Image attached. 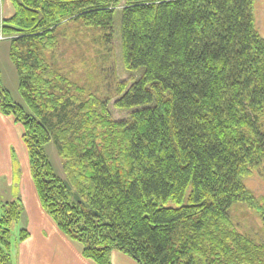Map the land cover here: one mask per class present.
<instances>
[{
	"label": "trees",
	"instance_id": "obj_1",
	"mask_svg": "<svg viewBox=\"0 0 264 264\" xmlns=\"http://www.w3.org/2000/svg\"><path fill=\"white\" fill-rule=\"evenodd\" d=\"M253 2L12 0L0 29L28 110L0 83V112L22 125L40 204L84 258L111 264L118 250L136 264H264V244L228 216L236 203L255 206L243 179L264 159V38ZM117 18L124 66L143 69L114 103L130 117L111 120L92 97L70 124L71 107L55 94L69 83L44 50L66 20L111 30ZM51 140L80 201L54 171ZM2 211L0 264H13L22 205ZM27 236L20 229L18 240Z\"/></svg>",
	"mask_w": 264,
	"mask_h": 264
},
{
	"label": "rangeland",
	"instance_id": "obj_2",
	"mask_svg": "<svg viewBox=\"0 0 264 264\" xmlns=\"http://www.w3.org/2000/svg\"><path fill=\"white\" fill-rule=\"evenodd\" d=\"M252 9L255 29L260 37L264 38V0H254ZM54 36V46L45 49L44 54L48 58L52 74L59 75L69 83L59 82L62 90H56L55 94L57 98L67 100L68 106L71 107L70 124H78L81 105L92 97H96L105 105L111 120L128 119L130 111L119 109L114 103L120 96L119 89L125 91L141 75L143 69L129 70L124 66L119 38V19H116L111 30L87 25L82 19L66 20L56 26ZM9 48V39L0 40V83L8 90L14 102L28 110L19 91L17 71L9 57ZM261 123L264 127V111L261 115ZM70 124L69 126H72ZM16 131L15 141L19 134L18 127ZM12 134L8 127L0 128V165H2L0 166L2 168L0 169V217L3 214L2 206L6 202L15 200L22 204V217L11 226L10 249L12 263L21 264L26 258H22L18 238L20 229L27 227L28 213L20 188H23L22 179H25L28 166L21 155L23 152L20 153L16 149L18 141L12 144L14 148L12 165L10 169L5 168L2 151L6 142L10 141L9 138H12ZM45 151L55 173L71 190L72 200L80 201L79 194L72 188L63 168V160L54 140L45 145ZM243 183L255 197V206L251 207L245 203L234 204L228 211L230 223L242 236L264 244V159L243 179Z\"/></svg>",
	"mask_w": 264,
	"mask_h": 264
},
{
	"label": "crops",
	"instance_id": "obj_3",
	"mask_svg": "<svg viewBox=\"0 0 264 264\" xmlns=\"http://www.w3.org/2000/svg\"><path fill=\"white\" fill-rule=\"evenodd\" d=\"M13 13L14 6L12 0H0V21L2 22L10 18ZM1 127H8V129L13 132L12 138H9L10 141L8 143L6 142L2 151L4 152L5 168L10 169L12 165V152H14L12 144L18 141L16 149L19 150L20 153L23 152L21 155L24 157L25 163L28 166L25 179H22L23 188H20L28 213L27 227H25L28 236L25 240L20 241L22 258L25 257L26 259H23L21 264H96L82 256L81 244L78 242L76 243L64 234L42 208L30 175L28 155L22 141V134L24 131L22 125L17 123L11 115H5L0 112V128ZM17 127L19 128V134L17 133L18 137L16 136L17 140L15 141V131ZM19 135L20 139H18ZM22 214L23 207L20 218ZM127 256L128 255L118 250H112L110 255L111 264H136L131 257L128 258Z\"/></svg>",
	"mask_w": 264,
	"mask_h": 264
},
{
	"label": "built area",
	"instance_id": "obj_4",
	"mask_svg": "<svg viewBox=\"0 0 264 264\" xmlns=\"http://www.w3.org/2000/svg\"><path fill=\"white\" fill-rule=\"evenodd\" d=\"M9 39V36L5 35L3 31L0 29V40Z\"/></svg>",
	"mask_w": 264,
	"mask_h": 264
}]
</instances>
